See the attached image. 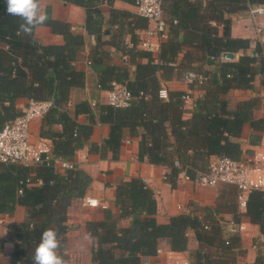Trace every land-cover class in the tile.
Returning <instances> with one entry per match:
<instances>
[{
  "label": "trees",
  "instance_id": "16d2710c",
  "mask_svg": "<svg viewBox=\"0 0 264 264\" xmlns=\"http://www.w3.org/2000/svg\"><path fill=\"white\" fill-rule=\"evenodd\" d=\"M85 11V30L96 40L93 68L98 74V87L109 91L112 84L123 85L131 95L127 107L109 104L91 107L86 100L68 109L72 89L81 88L84 74L74 67L76 53L84 44L83 36L70 30L67 23L47 20L54 33L63 36L61 45H43L35 37L18 32L20 18L6 12L0 0V130L22 112L20 98L49 101L50 109L42 116L40 138L47 140L54 158H71L83 148L93 133L94 124L109 126L101 145L90 150L103 156L110 152L118 158L123 133L139 137L138 158L168 169L166 181L173 187L180 169L187 174L205 170L212 156L238 160L241 148L235 140L244 124L260 132L264 120L254 117L260 98L236 103L230 108L226 99L231 89H250L259 62L264 72V58L258 60L245 53L250 42L230 35L231 18L227 15L246 11L249 6L264 5V0H162L167 18L166 38L153 54L138 48L137 32L148 27V20L129 11L113 8L115 0H64ZM136 4V0H123ZM110 7L107 22L100 5ZM212 22L214 24H212ZM110 37V46L125 57L145 58L147 63H133L131 78L125 67L104 66L100 47L103 35ZM129 40L126 43L125 37ZM225 53L240 54L236 61L219 60L214 72L201 71V62ZM201 63L199 70L193 65ZM202 74V84H189L202 90L194 101L197 111L184 117L186 92H168V100L160 96L161 80H170L181 73ZM198 71V72H197ZM94 112L96 118L94 120ZM88 116V123L79 124L77 117ZM96 121V122H94ZM59 125L61 131L52 127ZM259 141L253 136V143ZM179 162L181 168L174 166ZM91 178L75 168L58 172L52 162L38 166H22L0 162V216L12 214L16 206L25 210L23 222L14 227L16 244L8 264H32V256L41 233L46 228L58 232L59 254L65 259L67 210L73 199L85 195ZM114 209H99L97 218L86 223L95 241L94 264H143V258L156 255L158 242L167 239L171 251L187 249L192 231L198 247L192 252L195 264H236L241 255L240 235L224 236L221 225L212 218L181 214L168 223L156 221L153 192L140 178H131L115 186ZM259 228L262 240L255 245L257 255L251 264H264V194L252 191L244 213ZM130 220L122 227V220ZM234 222L238 220L234 217Z\"/></svg>",
  "mask_w": 264,
  "mask_h": 264
},
{
  "label": "crops",
  "instance_id": "0c3cea01",
  "mask_svg": "<svg viewBox=\"0 0 264 264\" xmlns=\"http://www.w3.org/2000/svg\"><path fill=\"white\" fill-rule=\"evenodd\" d=\"M207 1V0H203ZM113 8L118 10L136 13L135 4H130L123 0H115ZM40 8L47 15V20L60 21L67 23L70 30L83 36L84 44L76 53L74 67L76 70L83 72L84 84L81 88L72 89L68 102V109L72 113L74 105L80 101L86 100L94 108L96 104H107V90L98 87V74L92 66L96 40L85 30V11L82 7L68 3L64 0H40ZM110 7L107 4L100 5V11L104 21L107 22ZM165 16V15H164ZM231 18L230 35L233 38L247 39L250 42L249 48L245 53L258 60L264 58V38L263 41L257 40L255 32V23L264 30V15L256 17L253 20L247 10L236 14L227 15ZM165 19L167 20L166 16ZM212 24H214L212 22ZM149 25V22H148ZM143 30H139L137 34L140 36ZM36 39L43 45H61L64 43L63 36L54 33L47 26H37L34 30ZM129 37L126 36L124 41L127 43ZM100 50L102 51V64L104 66H119L128 69L131 78H133L134 64L147 63L145 58L131 59L125 57L122 52L110 46V37L105 33L102 37ZM157 54H153L155 62ZM240 54H234L232 59L222 60L212 57L206 58L201 63H195L193 67L201 71L214 72L216 64L219 60L236 61ZM258 61L255 68V75L252 80L250 89H231L226 99L230 108H234L236 103L242 100L258 97L260 98V107L254 111V117L264 120V72ZM198 72V71H197ZM184 74L172 77L170 80H161L160 96L164 100H168V92H187L189 98L184 104V117L188 118L198 109L194 105V101L201 97L202 90L195 86H190L184 81ZM28 99L20 98L17 101V107L21 112L25 109ZM96 112H94V120ZM42 117L33 120L29 126L30 139L37 141L40 138V127ZM79 124L88 123L87 115L77 117ZM96 122V121H94ZM54 131H61L59 125L52 127ZM109 126L106 124L95 123L93 133L91 134L86 145L76 151L74 156L68 158L75 163L76 168L85 172L90 178L91 183L81 198L73 199L67 210V231H66V248L64 250L66 264H94L93 255L95 241L86 229V223L97 218V211L102 209V205L109 209H114L115 186L131 178H140L143 183L153 192V198L156 202L155 218L159 224H166L169 218L181 214H192L200 218H212L221 225L225 237L232 234L229 231V224L234 222V217L238 220L237 224H242L244 230L240 234L241 255L237 258L236 264H251L256 258L258 244L262 237L257 225L252 224L250 219L240 213L236 205V188L231 185L220 184L215 187L199 186L193 182L183 180L178 177L175 186H171L165 179L168 169L163 166H157L148 163L146 160L138 158V142L139 137L129 135L128 130L123 133V139L120 144L118 158L112 160L110 152H103L100 157L99 153L90 150L92 144L101 145L102 141L107 137ZM258 136L259 141L253 143V136ZM241 148V156L243 159L248 155H252L264 146V134L260 131L255 133L249 126L244 124L240 136L235 139ZM212 156L210 160L213 158ZM60 173L62 171L57 170ZM85 197L94 198L99 201L101 206L97 208L83 207L82 200ZM25 217V210L22 206H16L12 214H4L0 216V264H8L10 256L14 250L16 239L14 236V227L20 225ZM130 220H122L120 225L127 227ZM198 247L194 233H188L187 249L180 252L184 257L188 258L190 264H195L192 252ZM171 251L168 240L161 239L158 242L156 255L151 258H143L150 264H165V253Z\"/></svg>",
  "mask_w": 264,
  "mask_h": 264
},
{
  "label": "built area",
  "instance_id": "2783aa9c",
  "mask_svg": "<svg viewBox=\"0 0 264 264\" xmlns=\"http://www.w3.org/2000/svg\"><path fill=\"white\" fill-rule=\"evenodd\" d=\"M135 7L136 13L149 22L139 38L138 48L157 54L159 44L165 40L168 28L162 9V0H136ZM247 12L255 20L256 17L264 15V5L249 6ZM255 32L258 42L263 41L264 30L256 23ZM220 59L228 60L224 54L220 56ZM184 81L187 84H202L204 77L202 74L187 71L184 74ZM188 98L189 96L186 95L185 99ZM130 101L129 91L123 85L113 83L112 89L107 92V104L124 108ZM50 107L49 101L28 100L22 113L0 130V162L30 167L48 164L51 161L54 168L62 172L76 168L75 163L68 158H54L51 145L47 140L32 141L30 139V123L42 117ZM261 132L264 134V126ZM174 166L181 168L177 161ZM178 177L199 186L215 187L220 184L234 186L237 208L240 213H245L249 194L252 191L264 194V146L243 159L234 160L226 156H214L205 170H193V174L189 175L184 168H181ZM164 179L166 180L165 177ZM82 206L97 208L101 204L97 199L85 197L82 200ZM102 208L106 207L102 205ZM243 230L242 224L235 222L229 224V231L232 234L240 235ZM157 253L160 254V252ZM165 257V264H190L188 258L180 252L167 251ZM143 264H150V262L143 261Z\"/></svg>",
  "mask_w": 264,
  "mask_h": 264
},
{
  "label": "clouds",
  "instance_id": "9594fccd",
  "mask_svg": "<svg viewBox=\"0 0 264 264\" xmlns=\"http://www.w3.org/2000/svg\"><path fill=\"white\" fill-rule=\"evenodd\" d=\"M5 3L6 12L20 18L18 32L22 35L30 36L37 26H43L47 21V15L40 8V0H5ZM61 246L57 230L44 229L34 249L32 264H66L59 254Z\"/></svg>",
  "mask_w": 264,
  "mask_h": 264
},
{
  "label": "water",
  "instance_id": "95a60500",
  "mask_svg": "<svg viewBox=\"0 0 264 264\" xmlns=\"http://www.w3.org/2000/svg\"><path fill=\"white\" fill-rule=\"evenodd\" d=\"M224 55H225V57H227L228 59H232L234 54H233V53H225Z\"/></svg>",
  "mask_w": 264,
  "mask_h": 264
}]
</instances>
